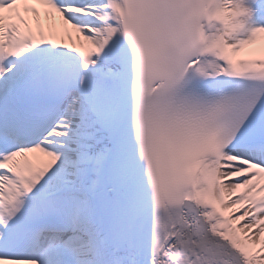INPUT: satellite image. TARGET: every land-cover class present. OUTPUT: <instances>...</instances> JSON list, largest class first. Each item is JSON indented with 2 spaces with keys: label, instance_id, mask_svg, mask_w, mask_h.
<instances>
[{
  "label": "snow or ice",
  "instance_id": "6c2138e0",
  "mask_svg": "<svg viewBox=\"0 0 264 264\" xmlns=\"http://www.w3.org/2000/svg\"><path fill=\"white\" fill-rule=\"evenodd\" d=\"M264 0H0V264H264Z\"/></svg>",
  "mask_w": 264,
  "mask_h": 264
},
{
  "label": "bare ground",
  "instance_id": "6f19581e",
  "mask_svg": "<svg viewBox=\"0 0 264 264\" xmlns=\"http://www.w3.org/2000/svg\"><path fill=\"white\" fill-rule=\"evenodd\" d=\"M261 23H263V22L261 21Z\"/></svg>",
  "mask_w": 264,
  "mask_h": 264
}]
</instances>
